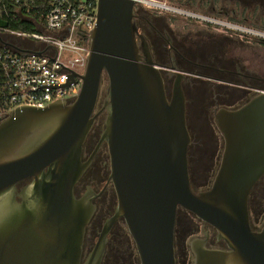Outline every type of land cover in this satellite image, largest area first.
<instances>
[{
	"label": "water",
	"instance_id": "water-1",
	"mask_svg": "<svg viewBox=\"0 0 264 264\" xmlns=\"http://www.w3.org/2000/svg\"><path fill=\"white\" fill-rule=\"evenodd\" d=\"M136 6L135 0H98L86 68L62 86H79L76 97L45 108L20 106L0 122V264H101L119 218L140 264H177L179 209L211 227L226 246L209 248L205 228L204 238L190 243L193 264H264V226L253 231L249 212L250 194L264 177V92L236 110L215 113L224 147L211 187L195 193L185 76L176 74L168 98L147 42L140 37L137 43ZM0 26L7 23L0 20ZM104 76L102 141L109 147L118 204L82 263L94 207L76 199L74 187L89 165L81 161L82 148L95 123Z\"/></svg>",
	"mask_w": 264,
	"mask_h": 264
},
{
	"label": "flooded vegetation",
	"instance_id": "flooded-vegetation-1",
	"mask_svg": "<svg viewBox=\"0 0 264 264\" xmlns=\"http://www.w3.org/2000/svg\"><path fill=\"white\" fill-rule=\"evenodd\" d=\"M176 1L186 8L204 10L208 12L207 16L245 26L250 21L247 13L251 5L255 4L264 8V0ZM186 8L180 9L191 11ZM239 9H241L240 12H238ZM237 13L244 23L231 18ZM261 17L264 21V14ZM135 21L138 30L137 43L141 44L140 37L147 42L154 64L163 77L168 98L171 96L176 74L185 76L182 86L187 100V127L192 141L188 151L189 167L191 159L199 164L203 155L215 152V143H210L215 139V131L218 132L214 124L215 113L220 109L236 110L255 95L264 92V73L261 71V69L264 70V57L260 56L261 51L264 53V42L230 33L211 24L158 9H147L140 5H137L135 9ZM252 47L256 50L255 52ZM243 49H248L249 52L242 51ZM238 51L241 56L237 55ZM251 92L255 94H252L253 96L247 101H243L241 95ZM105 97V92L99 96L94 111L95 123L82 148L81 161L89 165L74 187L76 199L86 198L94 207V213L85 227L82 263L88 259L109 221L115 216L118 204L111 180L109 147L105 141H102L107 118V111L103 109ZM240 101L243 102L239 103ZM218 137L222 140L220 143L223 151L224 141L219 132ZM215 141L216 152L219 153V141L218 139ZM190 179L192 184L194 177L191 173ZM263 179L264 177L255 186L252 194ZM27 183L29 181L24 182L21 187ZM250 224L253 231H259L264 226L263 224L254 227L251 215ZM202 226L203 230L205 228L209 230L207 242L209 248H226L225 243L217 241L216 232L211 227L203 223ZM128 234L131 236L124 218H119L113 223L107 236L101 264L107 261L112 247L121 243L123 237Z\"/></svg>",
	"mask_w": 264,
	"mask_h": 264
},
{
	"label": "built area",
	"instance_id": "built-area-1",
	"mask_svg": "<svg viewBox=\"0 0 264 264\" xmlns=\"http://www.w3.org/2000/svg\"><path fill=\"white\" fill-rule=\"evenodd\" d=\"M135 1L147 9L170 12L264 42V30L183 10L165 1ZM97 2L0 0V20L7 23V27L0 26V122L17 107L45 108L77 96L79 86H62L71 73L82 74L86 68L88 34L96 26Z\"/></svg>",
	"mask_w": 264,
	"mask_h": 264
},
{
	"label": "rangeland",
	"instance_id": "rangeland-1",
	"mask_svg": "<svg viewBox=\"0 0 264 264\" xmlns=\"http://www.w3.org/2000/svg\"><path fill=\"white\" fill-rule=\"evenodd\" d=\"M164 1V0H160ZM169 4L178 6L180 8H186L182 4L178 3L176 0H166ZM250 10L247 13V17L250 18V21L247 22L246 26L257 28L260 30H264V21H262L261 15L264 14V8H260L258 5H251ZM189 8L188 10H191L192 12L199 13V14H206L208 15L206 11L200 10L199 8ZM186 8V9H187ZM256 8V11H254ZM258 9H261L258 11ZM241 9L238 10L240 12ZM261 15H260V13ZM224 17V16H222ZM231 18H235L237 22H242L241 17L239 13L232 15ZM249 49V48H248ZM242 50L249 52V50ZM253 49V47H252ZM256 50L253 49V52ZM260 56L264 57V53L261 51ZM238 56H241L239 54V51L237 53ZM255 55V54H252ZM258 55H256L257 57ZM261 71L264 73V70L261 69ZM108 85L107 77L102 78L101 83V90L100 94L102 95L106 87ZM252 94H255L253 92L251 93H244L242 94L243 101H247ZM239 100V98H238ZM243 101H240L239 103H242ZM212 119L210 118V121ZM219 141L218 147H219V153L216 152V141ZM222 140L218 137V132L215 131V139L211 140L210 143H215V152H208L207 154L202 156V159L199 164L196 163V161L190 162V173L193 175L194 179L192 182V189L195 193H198L202 190L207 189L212 184V181L214 179V176L216 175V172L219 167L220 158L222 154ZM195 160V158H194ZM249 209H250V215L253 222V226H262L264 224V179L261 182V184L256 188L255 192L252 194L250 200H249ZM177 223L175 226V248H176V261L177 264H193V255L190 250V243L195 238H203V226L202 223L196 219V217L190 213H186V211L179 209L177 212ZM108 259L104 264H140L139 262V256L135 247V243L131 236L129 234L125 237H123V241L119 243L117 246L112 247V249L108 253Z\"/></svg>",
	"mask_w": 264,
	"mask_h": 264
},
{
	"label": "trees",
	"instance_id": "trees-1",
	"mask_svg": "<svg viewBox=\"0 0 264 264\" xmlns=\"http://www.w3.org/2000/svg\"><path fill=\"white\" fill-rule=\"evenodd\" d=\"M245 12H246V11H244V13H245ZM19 26H20V25H10V27H14V28H19ZM22 27H23V26H22ZM20 28H21V27H20ZM24 28L27 29V30L29 29L27 26H24ZM251 196H252V193L250 194V198H251ZM250 198H249V200H250Z\"/></svg>",
	"mask_w": 264,
	"mask_h": 264
}]
</instances>
